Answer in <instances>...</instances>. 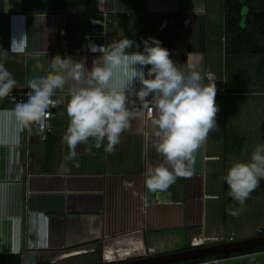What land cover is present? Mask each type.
<instances>
[{"label": "crops", "instance_id": "1", "mask_svg": "<svg viewBox=\"0 0 264 264\" xmlns=\"http://www.w3.org/2000/svg\"><path fill=\"white\" fill-rule=\"evenodd\" d=\"M99 20L105 21L107 44L127 37L138 45L128 51H136L142 38L156 36L182 71L191 64L204 83L214 82L217 126L195 151L189 174L177 176L165 190L149 191L145 168L163 162L152 143L154 101L149 118L146 105H129L137 115L107 152L105 142L97 147L92 138L74 146L66 142L64 90L54 91L60 105L45 137L33 122L22 124L13 105L0 98V253H20L22 263L27 255L35 264L51 263L89 244L103 253L122 239L135 238L136 245L161 253L190 247L195 237L226 238L221 187L236 157L226 147L225 129L239 125L241 133L246 126L230 121V93L226 84L220 90L219 76L226 75L224 0H0V60L18 82L12 91L29 90L26 80L47 71L48 59L57 53L83 58L91 67L99 53L87 52L83 32ZM252 135L244 132L240 156ZM124 180L133 187L126 189ZM240 228V238L253 235ZM184 236L189 242L177 248ZM213 259L264 264V250L207 258Z\"/></svg>", "mask_w": 264, "mask_h": 264}, {"label": "clouds", "instance_id": "2", "mask_svg": "<svg viewBox=\"0 0 264 264\" xmlns=\"http://www.w3.org/2000/svg\"><path fill=\"white\" fill-rule=\"evenodd\" d=\"M134 43L127 37L102 45L90 42L89 50L99 52L91 67L83 58L53 55L47 71L26 80L28 94L14 103L12 111L22 124L42 122L54 91L64 90L66 142L74 146L92 138L97 147L105 142V151L112 152L137 115L129 105L154 101L152 143L163 162L147 164L144 184L149 191L165 190L177 176L189 174L195 151L217 126L216 86L204 83L191 64L182 71L158 37L142 38V49L128 51ZM17 83L0 60V98L9 96ZM262 178L264 144H257L247 161L233 162L224 175L231 197L241 206ZM122 183L126 189L133 187L130 180Z\"/></svg>", "mask_w": 264, "mask_h": 264}, {"label": "rangeland", "instance_id": "3", "mask_svg": "<svg viewBox=\"0 0 264 264\" xmlns=\"http://www.w3.org/2000/svg\"><path fill=\"white\" fill-rule=\"evenodd\" d=\"M259 45L264 46V43H258ZM214 78L217 79L216 77ZM219 78L222 82L220 90L225 88L226 84V93H230L226 96L228 109L230 110V121L236 120L238 124H244L246 127H243L244 129L242 128V130L246 132V137L251 133L253 134L251 138L247 139L243 156H240L239 151L242 149L241 140L244 138V132L242 130V134L239 132V125H236L235 130L226 126V147L233 151L234 157H236L234 162L238 160L247 161L250 159L254 147L257 144H264V53L252 50L243 54L230 70L226 69L225 77L220 75ZM253 125L254 129L251 131ZM226 168L227 171L228 167ZM220 201L223 207L221 211L222 217L226 219V238H228L231 229L236 239L242 237L244 230L240 228L241 225L248 228L249 232L253 233V235L258 233L257 229L259 228L264 232V178L261 179L258 187L249 194L243 206L231 197L227 183L226 186L221 187ZM231 209H238V214L233 215L230 211ZM233 234L231 235L233 236ZM183 238L184 240L176 245L177 248L184 247L189 242V238H186V236ZM137 242L138 240L135 238L118 240L115 246H113L115 249L113 254L121 249L136 246L135 243ZM73 249L75 250V248ZM72 250L65 252H73ZM142 250L145 251L143 244H141V248L137 251ZM99 254L100 252L76 254L47 264L92 263L97 260Z\"/></svg>", "mask_w": 264, "mask_h": 264}, {"label": "trees", "instance_id": "4", "mask_svg": "<svg viewBox=\"0 0 264 264\" xmlns=\"http://www.w3.org/2000/svg\"><path fill=\"white\" fill-rule=\"evenodd\" d=\"M224 3L226 34L224 66L230 70L243 54L252 50L264 53V46H258V43H264V0H224ZM19 91L21 89L14 90V92ZM257 234H264V232L258 231ZM258 250H264V245H255L214 256L222 258ZM207 258L206 256L169 264H198ZM0 264H22V255L20 253H0Z\"/></svg>", "mask_w": 264, "mask_h": 264}, {"label": "built area", "instance_id": "5", "mask_svg": "<svg viewBox=\"0 0 264 264\" xmlns=\"http://www.w3.org/2000/svg\"><path fill=\"white\" fill-rule=\"evenodd\" d=\"M98 24H102V27L100 28L98 26ZM83 36L87 41V46H86V50L89 53H93V54H98L99 52H92L89 50V43H95L96 45H102V44H107V32L105 29V21L103 20H99L93 24H91V26L85 30L83 32ZM148 66H146L147 69ZM29 90H21L19 92H14L11 91L9 96H6V100L8 102H10L12 105H14V103L16 101H19L23 98L26 97V95L28 94ZM52 101H54L53 103H50L49 108L47 109V114L44 118V120L42 122H36L33 121V127L34 130L41 135L42 137H45L47 135V133L51 132L54 129V116L57 113V108L60 105V101L57 97V94L54 92L53 96H52ZM153 111H154V104L152 101L148 102L146 104V117L149 118L153 115ZM259 231H261V229H259ZM204 238L206 237H201L199 240L195 238L191 239V241L189 242V246H199V245H204L206 243H208V240H214V241H229V240H233L234 237L231 235L228 238H224V237H218V236H214V239H208V240H204ZM197 241H203L201 243H196ZM79 248H82L81 246H79ZM147 248L145 247V251H147V253H151L154 252L153 250H151V248ZM112 250V249H111ZM106 249L103 250V259L104 261H112L115 259H118V257H124V256H113L114 258H108V254H107ZM86 253V252H84ZM113 253V252H110ZM114 255V254H113ZM34 258L30 255L26 256L25 261L22 264H35ZM220 259H213V260H204L201 261L198 264H220Z\"/></svg>", "mask_w": 264, "mask_h": 264}, {"label": "water", "instance_id": "6", "mask_svg": "<svg viewBox=\"0 0 264 264\" xmlns=\"http://www.w3.org/2000/svg\"><path fill=\"white\" fill-rule=\"evenodd\" d=\"M98 26L101 28L102 24H98ZM255 245H264V234H256L235 240L219 241L161 253H153L130 261L105 264H169L206 256H214L220 253L235 252Z\"/></svg>", "mask_w": 264, "mask_h": 264}, {"label": "bare ground", "instance_id": "7", "mask_svg": "<svg viewBox=\"0 0 264 264\" xmlns=\"http://www.w3.org/2000/svg\"><path fill=\"white\" fill-rule=\"evenodd\" d=\"M199 240V239H197ZM196 243H201V241H197ZM144 246V245H143ZM98 247L96 245H89L87 247H82V248H75V250L73 249L72 251L73 252H65V253H62L60 255V257H71L73 255H76V254H82L84 252H92V251H95ZM141 247L136 245V246H133L131 248H125V249H121L120 251L114 253H110V252H114V248H109L108 251H107V254H108V258H114L113 256H127V255H131L134 251H137L139 250ZM112 249V250H111ZM119 250V249H118ZM117 254V255H116ZM58 256V255H57ZM56 256V257H57ZM55 257V258H56Z\"/></svg>", "mask_w": 264, "mask_h": 264}, {"label": "flooded vegetation", "instance_id": "8", "mask_svg": "<svg viewBox=\"0 0 264 264\" xmlns=\"http://www.w3.org/2000/svg\"><path fill=\"white\" fill-rule=\"evenodd\" d=\"M94 252H97V251H94ZM86 253H88V252H86ZM86 253H83V254H86ZM153 253H158V252L147 253V251H143V250L142 251H134L131 255H127L124 257H118V259H115L112 261H104L103 253L100 252L99 256H97L96 261H94L92 263H86V264H105V263H116V262H122V261H130V260L141 258V257H144L145 255H149V254H153Z\"/></svg>", "mask_w": 264, "mask_h": 264}]
</instances>
